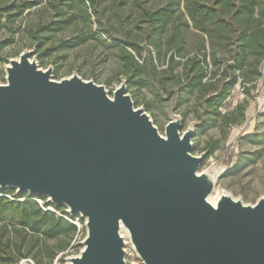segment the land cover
I'll return each mask as SVG.
<instances>
[{
  "label": "water",
  "instance_id": "obj_1",
  "mask_svg": "<svg viewBox=\"0 0 264 264\" xmlns=\"http://www.w3.org/2000/svg\"><path fill=\"white\" fill-rule=\"evenodd\" d=\"M31 54L10 61L0 85V190L84 221L68 264H126L121 228L142 264H264V198L209 204L192 130L170 121L162 137L124 84L110 98L75 75L55 81Z\"/></svg>",
  "mask_w": 264,
  "mask_h": 264
},
{
  "label": "trees",
  "instance_id": "obj_2",
  "mask_svg": "<svg viewBox=\"0 0 264 264\" xmlns=\"http://www.w3.org/2000/svg\"><path fill=\"white\" fill-rule=\"evenodd\" d=\"M100 1L0 0V34L6 30L10 37L0 48L23 34L29 35L36 47L43 46L50 34L63 31L78 18L90 22L92 9L101 20L104 10L99 8ZM131 1L116 0L114 6L123 8ZM136 1L141 5L140 13L132 23L142 40L126 38L108 44L119 50V69L127 88L148 92L151 102L172 103L183 126L190 120L196 123L192 138L213 128L241 124L247 100L230 113H222L221 108L237 85L249 93L262 77L264 0H166L155 8L148 7L155 0ZM43 3L53 12V19L34 26L21 25L23 17ZM89 41L105 42L89 28L59 42L55 49L74 50ZM188 42L190 49L186 48ZM49 51L44 50V56ZM192 102L196 106L193 113ZM146 107L150 111L151 103ZM245 138L254 144L263 143L264 133ZM215 148V142L208 144V155ZM231 169L230 173L237 172L238 165ZM50 207L54 212L48 210ZM82 223L79 216L71 217L63 206L54 207L44 197L0 190V264H19L22 260L53 264L78 238V224Z\"/></svg>",
  "mask_w": 264,
  "mask_h": 264
},
{
  "label": "rangeland",
  "instance_id": "obj_3",
  "mask_svg": "<svg viewBox=\"0 0 264 264\" xmlns=\"http://www.w3.org/2000/svg\"><path fill=\"white\" fill-rule=\"evenodd\" d=\"M115 1H100L99 8L104 10V17L101 20L92 9L90 22L85 18H78L74 23L66 26L63 31L50 34L43 46L36 47L30 36L23 34L16 38L12 44L0 48V72L3 73V80L0 81V85L6 83L5 69L9 66V62L18 60L23 52H31V60L40 70H51L52 80L60 81L75 75L83 81H91L102 86L107 95L112 98L113 91L121 84L126 86V82L119 69V50L109 47L108 44H116L112 40H124L126 38L136 41L142 40L141 32L135 29V25L132 23L134 17L140 13L141 5L135 3L138 1L132 0L126 7L119 8L114 6ZM165 1L155 0L148 7H161ZM127 16L130 17L129 20L126 19ZM52 19L53 12L43 3L26 14L21 25L34 26L47 23ZM89 28L100 34L105 42L89 41L77 49L67 51L55 49L59 42L79 32H87ZM103 31L109 35L102 34ZM8 38H10L8 31L3 30L0 34V44L7 41ZM186 48H192L191 42H188ZM46 49H50V51L44 56ZM261 73L262 77L255 90L244 93L241 87L237 85L221 108L222 113H230L239 104L247 100L245 119L241 124L231 128H224L223 126L213 128L208 133L191 139L190 154L192 156L204 155L205 157L199 173L214 179L212 192L209 195L212 198L226 195L245 206H252L259 199L264 198V142L254 144L245 138L250 134L264 133V64ZM126 93L130 96L134 107L141 109L149 117L160 136L164 137L165 126L170 121H180L179 112L172 103L151 102L152 97L148 92L129 90L127 86ZM149 102L151 103L150 111L146 107ZM190 104V112L193 113L196 106L194 102ZM195 125L193 120H190L185 126L181 123L180 135L187 129L194 133ZM214 142L216 148L211 155H208L206 146ZM236 164L238 171L230 173L232 166ZM45 200L47 202V198ZM48 209L54 211L51 207ZM78 228L81 230L78 238L72 242L67 251L57 257V261H54L53 264H68L71 258L79 255L85 237L84 223L78 224ZM120 235L125 243L126 264H142L130 244L128 234L122 232ZM19 264L34 263L29 260H22Z\"/></svg>",
  "mask_w": 264,
  "mask_h": 264
},
{
  "label": "bare ground",
  "instance_id": "obj_4",
  "mask_svg": "<svg viewBox=\"0 0 264 264\" xmlns=\"http://www.w3.org/2000/svg\"><path fill=\"white\" fill-rule=\"evenodd\" d=\"M211 179V181H213L214 182V179L213 178H210ZM218 199H219V197L218 198H212L211 196H209L208 198H207V202L209 203V204H211L213 207H215L216 206V203H217V201H218ZM127 233V231L125 230V229H123V228H121L120 229V233Z\"/></svg>",
  "mask_w": 264,
  "mask_h": 264
},
{
  "label": "built area",
  "instance_id": "obj_5",
  "mask_svg": "<svg viewBox=\"0 0 264 264\" xmlns=\"http://www.w3.org/2000/svg\"><path fill=\"white\" fill-rule=\"evenodd\" d=\"M16 194H19V193H17L16 192ZM7 198H10L9 196H6ZM37 201V203L40 205V206H42V202L40 201V200H36ZM49 211H51V212H54L53 210H50V209H48ZM68 210L67 209H65V212L68 214V212H67ZM58 214V213H57ZM69 215V214H68ZM62 216V215H61ZM63 218H65V219H67V220H69L67 217H65V216H62Z\"/></svg>",
  "mask_w": 264,
  "mask_h": 264
}]
</instances>
